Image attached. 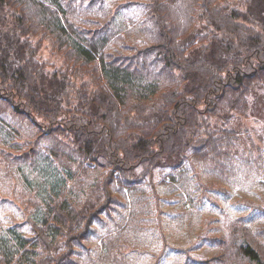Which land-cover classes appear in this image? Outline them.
<instances>
[{
	"label": "trees",
	"instance_id": "1",
	"mask_svg": "<svg viewBox=\"0 0 264 264\" xmlns=\"http://www.w3.org/2000/svg\"><path fill=\"white\" fill-rule=\"evenodd\" d=\"M263 78L264 0H0V181L35 194L0 206V264H133L165 243L142 217L124 238L156 173L190 198L166 168L264 176L263 133L234 126L255 130ZM245 206L201 264H264V204Z\"/></svg>",
	"mask_w": 264,
	"mask_h": 264
},
{
	"label": "rangeland",
	"instance_id": "2",
	"mask_svg": "<svg viewBox=\"0 0 264 264\" xmlns=\"http://www.w3.org/2000/svg\"><path fill=\"white\" fill-rule=\"evenodd\" d=\"M42 55L43 57L47 55V48L42 49ZM251 108L253 112L251 119L257 123L254 126L255 130L250 128L248 120L235 121L234 126L246 128L253 134L261 132L264 140V90L254 89ZM28 139L27 134H24L21 141L28 146ZM37 151L40 153L44 151L43 145ZM42 158L53 160L52 157ZM226 163L227 160H223L217 166L216 172L209 171L203 165L195 162L191 163L194 168L189 164H184L182 170L175 172L166 168V172L172 175L173 179L178 178V181L185 179L186 186L192 192V198L183 196L181 189L175 187L176 185L167 187L159 185L160 172L156 173L153 185H144L141 188L143 198L150 199L147 213L142 212L147 210L146 204L143 203L138 202L136 205L130 203L126 207L128 208L126 214L129 215V223L133 225L124 238L125 242H135L136 234H139L138 228H140V225L137 224L138 219L142 217L140 223H148L149 228L154 229L156 235L159 233L160 236V232L163 230L166 236L165 243L160 238L158 247L153 251H148L146 255L134 254L132 256L125 249L118 260L133 261V264H201V260L210 258L218 247L217 239H215V244L209 243L210 237H223L228 232L233 219L249 213L245 201L251 202L252 205L264 204V176L252 174L250 176L249 174V176L242 178L238 184L233 181L234 185L229 187V182L223 178L227 173L224 171L227 169ZM27 173L29 178L33 177L29 172ZM4 176L6 174L2 175V177ZM219 177L223 178L224 181ZM14 179L16 180V178ZM17 180L20 183V180ZM168 180L170 181V178ZM194 180L199 182L193 184ZM208 184H212L214 187L206 191L202 185ZM18 189H21V185L18 186ZM0 196L7 198L5 195ZM129 202L131 201L129 200ZM5 214L9 216L10 212L7 210ZM132 217L133 219H131ZM253 217L254 214L252 213ZM255 220L256 218H253V223H256ZM102 238L106 240V237L103 236ZM103 240L98 241L97 255L94 254L91 260H100L96 256L99 254V246L102 245ZM191 245L196 247L184 249L190 248ZM93 246L92 242L90 247ZM109 259L110 255H107L104 264H108ZM94 263L99 264L98 262Z\"/></svg>",
	"mask_w": 264,
	"mask_h": 264
},
{
	"label": "crops",
	"instance_id": "3",
	"mask_svg": "<svg viewBox=\"0 0 264 264\" xmlns=\"http://www.w3.org/2000/svg\"><path fill=\"white\" fill-rule=\"evenodd\" d=\"M19 185H21V182L19 183V181H16L14 178L11 181H7L6 183L0 181V195H5L7 197L4 198L0 196V206L3 204L5 199L16 200V202H18V197L20 196L28 194H32V196L35 195L33 194V191H28L25 187L22 188L21 186V189H18Z\"/></svg>",
	"mask_w": 264,
	"mask_h": 264
},
{
	"label": "bare ground",
	"instance_id": "4",
	"mask_svg": "<svg viewBox=\"0 0 264 264\" xmlns=\"http://www.w3.org/2000/svg\"><path fill=\"white\" fill-rule=\"evenodd\" d=\"M8 1H9V0H8ZM10 1H11V0H10ZM8 3H10V2H8ZM11 3H12V4H11ZM11 3H10V4H11V5L14 7V5H13V4H14L15 2H11ZM10 4H9V5H10ZM9 5H8V6H9ZM14 9H15V7H14ZM11 10H12V9H11ZM173 11H174V12H176V10H174V9H173ZM178 12H179V11H178ZM171 13H173V12H171ZM179 13H180V12H179ZM178 15H180V14H178V13H177V15H176V16H177V17H179ZM178 19H180V17H179V18H177L176 20H178ZM17 24H19V23H17ZM20 25H21V24H20ZM21 26H22V25H21ZM6 56H7V54H6ZM262 80H264V78H263ZM262 80H261V81H262ZM263 82H264V81H263ZM261 83H262V82H261ZM263 84H264V83H263ZM263 89H264V88H263ZM263 89H262V90H263ZM224 171H225V172H228V170H227V169H225Z\"/></svg>",
	"mask_w": 264,
	"mask_h": 264
}]
</instances>
